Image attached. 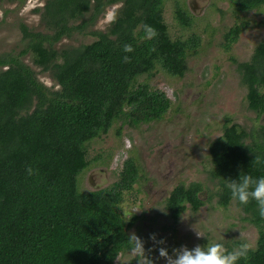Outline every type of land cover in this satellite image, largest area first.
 Masks as SVG:
<instances>
[{
    "label": "trees",
    "instance_id": "obj_1",
    "mask_svg": "<svg viewBox=\"0 0 264 264\" xmlns=\"http://www.w3.org/2000/svg\"><path fill=\"white\" fill-rule=\"evenodd\" d=\"M117 1L47 0L38 9L40 27L22 24L24 48L0 57V264H115L131 249L119 206L139 179V165L128 158L111 186L83 191L79 176L89 164L87 144L119 120L137 126L163 119L170 97L138 79L155 70L184 76L200 36H171L166 0H124L105 31L91 32L95 40L56 47L65 37L86 32ZM234 5L239 16L224 34L228 50L249 26L245 13L264 7V0H234ZM175 14L181 24H192L194 15L185 8L177 6ZM145 24L156 30L155 37L146 35ZM125 44L133 51L125 53ZM28 54L51 72L60 89L51 90L38 79L23 59ZM234 61L249 108L264 114V39L249 60ZM223 129L209 149L218 202L227 207L233 199L226 180H238L241 172L264 176V163H252L255 154L264 158V146L248 142L238 123L228 121ZM202 190L201 182L175 185L166 199L170 216L178 220L188 208L198 210ZM234 201L259 229L257 246L238 264H264V218L255 201Z\"/></svg>",
    "mask_w": 264,
    "mask_h": 264
},
{
    "label": "rangeland",
    "instance_id": "obj_2",
    "mask_svg": "<svg viewBox=\"0 0 264 264\" xmlns=\"http://www.w3.org/2000/svg\"><path fill=\"white\" fill-rule=\"evenodd\" d=\"M46 1L0 0V57L24 48L22 24L40 27L41 11L38 9ZM123 3L124 0H119L110 4L86 32H75L56 47L62 49L92 42L97 36L91 32L105 31ZM177 6L194 15L190 26L177 20ZM245 14L249 26L228 50L224 46V34L239 16L234 0H166L164 16L171 36L174 39L200 36L197 50L188 56V70L184 76L155 70L138 79L165 91L172 101L171 108L163 119L137 126L116 121L107 133L87 144L89 164L79 176L83 191L111 186L119 179L128 158L139 165V179L125 193L119 209L129 233L135 232L145 242L146 254L153 264H166L159 256L160 247L167 248L171 255L173 248L187 246L192 249L208 242H221L228 250L243 242L251 248L257 246L259 229L248 214L234 200L227 207L218 202L219 181L211 177L214 164L209 149L211 141L223 134L228 121L246 130L248 142L264 146L261 136L264 114L249 108L247 87L234 61L249 60L256 45L264 39V24H261L264 7ZM23 59L48 88L60 89L51 72L35 64L30 54ZM191 182L203 184L204 203L196 211L188 208L174 220L166 208V199L176 184ZM134 217V224L128 225ZM196 230L205 236L198 238ZM151 234L165 243L154 244L149 238ZM115 264H137V261L129 250L122 252Z\"/></svg>",
    "mask_w": 264,
    "mask_h": 264
},
{
    "label": "clouds",
    "instance_id": "obj_3",
    "mask_svg": "<svg viewBox=\"0 0 264 264\" xmlns=\"http://www.w3.org/2000/svg\"><path fill=\"white\" fill-rule=\"evenodd\" d=\"M146 35L153 38L157 35L156 30L145 24L143 26ZM125 53L132 52L131 45L125 44L123 47ZM125 61L128 57H124ZM253 164L259 165L264 163V158L255 154ZM31 172V169H29ZM226 187L231 193V198L238 201L241 205H247L250 201H255L258 214L264 218V176L254 178L250 174L241 172L238 180H226ZM196 236L204 237L205 235L196 230ZM131 243V253L137 264H153V260L146 254L144 241L138 237L135 232L128 235ZM154 244H164V240L157 241L156 235L151 234L149 237ZM151 251V249L149 250ZM250 252V246L247 242L239 244L232 250L225 248L221 242H208L205 246L197 245L192 249L187 246L173 248L170 255L167 248H159V256L166 260V264H238V261L247 259Z\"/></svg>",
    "mask_w": 264,
    "mask_h": 264
},
{
    "label": "water",
    "instance_id": "obj_4",
    "mask_svg": "<svg viewBox=\"0 0 264 264\" xmlns=\"http://www.w3.org/2000/svg\"><path fill=\"white\" fill-rule=\"evenodd\" d=\"M190 6H191V4H190ZM191 9H192V11H194L193 6H191Z\"/></svg>",
    "mask_w": 264,
    "mask_h": 264
},
{
    "label": "flooded vegetation",
    "instance_id": "obj_5",
    "mask_svg": "<svg viewBox=\"0 0 264 264\" xmlns=\"http://www.w3.org/2000/svg\"><path fill=\"white\" fill-rule=\"evenodd\" d=\"M177 185V184H176ZM174 188V187H173ZM171 192V191H170ZM169 195H170V193H169Z\"/></svg>",
    "mask_w": 264,
    "mask_h": 264
}]
</instances>
